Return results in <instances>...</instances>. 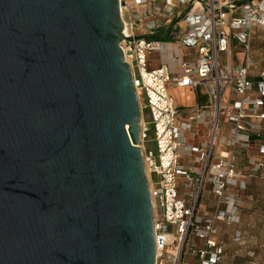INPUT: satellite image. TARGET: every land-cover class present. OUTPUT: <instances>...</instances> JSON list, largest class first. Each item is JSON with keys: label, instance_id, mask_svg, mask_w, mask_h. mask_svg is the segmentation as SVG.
Wrapping results in <instances>:
<instances>
[{"label": "water", "instance_id": "95a60500", "mask_svg": "<svg viewBox=\"0 0 264 264\" xmlns=\"http://www.w3.org/2000/svg\"><path fill=\"white\" fill-rule=\"evenodd\" d=\"M119 0H0V264H154Z\"/></svg>", "mask_w": 264, "mask_h": 264}, {"label": "built area", "instance_id": "2783aa9c", "mask_svg": "<svg viewBox=\"0 0 264 264\" xmlns=\"http://www.w3.org/2000/svg\"><path fill=\"white\" fill-rule=\"evenodd\" d=\"M119 15L141 101L154 264H220L243 237L248 182L264 179V67L252 45L264 0H119ZM178 88L197 100L177 102Z\"/></svg>", "mask_w": 264, "mask_h": 264}, {"label": "rangeland", "instance_id": "374dc122", "mask_svg": "<svg viewBox=\"0 0 264 264\" xmlns=\"http://www.w3.org/2000/svg\"><path fill=\"white\" fill-rule=\"evenodd\" d=\"M252 45L254 59L264 67L263 30L255 29ZM173 95L177 102L184 104L192 99L191 94L178 89ZM245 195L243 214L237 225L243 237L239 243L227 245L220 264H264V179L250 180Z\"/></svg>", "mask_w": 264, "mask_h": 264}, {"label": "crops", "instance_id": "0c3cea01", "mask_svg": "<svg viewBox=\"0 0 264 264\" xmlns=\"http://www.w3.org/2000/svg\"><path fill=\"white\" fill-rule=\"evenodd\" d=\"M154 64V63H153ZM156 64H154V66H155ZM178 90H180V91H185L186 93H188V94H191V96H192V99L190 100V102L189 103H186L185 105H190V104H192L193 102H195L196 100H197V97L196 96H194V93L190 90H188V89H186V88H178ZM175 91H177V89H173V91H172V94L175 92ZM177 100V99H176ZM198 101L200 102V103H204L205 102V99H204V97H202V96H199L198 97ZM179 103H181V102H179ZM182 104H184V103H182Z\"/></svg>", "mask_w": 264, "mask_h": 264}, {"label": "bare ground", "instance_id": "6f19581e", "mask_svg": "<svg viewBox=\"0 0 264 264\" xmlns=\"http://www.w3.org/2000/svg\"><path fill=\"white\" fill-rule=\"evenodd\" d=\"M126 61L129 63V65H130V61H129V59H126ZM138 91V90H137ZM141 102V101H140ZM141 120H142V118H141ZM141 123V122H140ZM146 172V171H145ZM146 174H147V172H146ZM146 177H147V179H148V174L146 175Z\"/></svg>", "mask_w": 264, "mask_h": 264}]
</instances>
